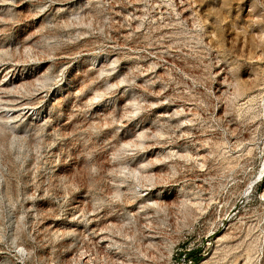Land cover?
<instances>
[{"label": "rangeland", "instance_id": "1", "mask_svg": "<svg viewBox=\"0 0 264 264\" xmlns=\"http://www.w3.org/2000/svg\"><path fill=\"white\" fill-rule=\"evenodd\" d=\"M0 264H264V0H0Z\"/></svg>", "mask_w": 264, "mask_h": 264}, {"label": "bare ground", "instance_id": "2", "mask_svg": "<svg viewBox=\"0 0 264 264\" xmlns=\"http://www.w3.org/2000/svg\"><path fill=\"white\" fill-rule=\"evenodd\" d=\"M248 84V83H247Z\"/></svg>", "mask_w": 264, "mask_h": 264}, {"label": "trees", "instance_id": "3", "mask_svg": "<svg viewBox=\"0 0 264 264\" xmlns=\"http://www.w3.org/2000/svg\"><path fill=\"white\" fill-rule=\"evenodd\" d=\"M193 257V256H192Z\"/></svg>", "mask_w": 264, "mask_h": 264}]
</instances>
